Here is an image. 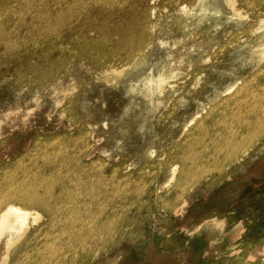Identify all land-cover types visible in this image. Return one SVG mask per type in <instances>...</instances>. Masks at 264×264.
Instances as JSON below:
<instances>
[{"label": "rangeland", "instance_id": "obj_1", "mask_svg": "<svg viewBox=\"0 0 264 264\" xmlns=\"http://www.w3.org/2000/svg\"><path fill=\"white\" fill-rule=\"evenodd\" d=\"M263 19L264 0H0V211L10 202L40 214L6 193L29 175L60 179L65 195L81 194V208L61 194L68 221L74 208L108 225V241L133 233L86 264H264ZM98 20L103 35L92 30ZM138 44L108 82L103 70ZM151 73L163 80L154 104L130 90ZM205 135L209 157L195 140ZM213 165L225 168L219 179L191 184ZM58 244L62 257L44 264H71Z\"/></svg>", "mask_w": 264, "mask_h": 264}, {"label": "bare ground", "instance_id": "obj_2", "mask_svg": "<svg viewBox=\"0 0 264 264\" xmlns=\"http://www.w3.org/2000/svg\"><path fill=\"white\" fill-rule=\"evenodd\" d=\"M175 8H177L178 11L180 12H185V6H182V4L180 5L178 4ZM98 14H101V13L98 12ZM103 22L104 20L100 22L98 20V22H95L94 25L90 23L92 30L103 35V28H99L101 26H98L99 24ZM130 34L131 32L128 31V33L126 34L121 33L119 35L121 39L119 45L122 47V51L124 52H125V49L127 48L126 43L130 41L129 39ZM151 44H152V40H149L147 46H145L144 49L142 48L143 51L146 50V48H148L149 45ZM96 45H97V48H101L102 42L100 43L99 41V43H96ZM140 46L141 45H139L136 48L137 51L131 54L128 53L129 59L126 62L118 63V66L116 67L110 66V68L103 70L104 74L108 76V79H109L108 82L115 79L116 77L117 78L121 77L124 74L123 71L129 64V61L132 62V60L137 56V53L140 51L138 50L140 49ZM135 61L136 60H134V62ZM131 65L132 63L130 64V66ZM130 66L128 68L132 67ZM151 75L152 73L146 74L141 80L137 81L135 84H132L130 86V90H134L136 89V87L140 86V92L142 93V95L145 98H147L151 104H154V102L152 101V96L158 90L160 84L163 83V80L160 77L154 78ZM211 123L212 121L210 120L209 125ZM253 124H257L256 127H259V126H261V128L263 127V123L257 120H253L252 125ZM244 131H245V126L243 124L241 126L235 127L236 135L238 134L240 135ZM211 137L212 136L208 137L206 135L202 137L195 136V140L198 141V143H200L203 140L205 141V142H201L200 145L203 146V148L201 149L207 153L208 157L210 156L209 154H211L212 152V147H211L212 138ZM241 138L242 137L238 138L237 140H232L231 143L227 147L231 145L233 149H236L238 146L241 145L240 144ZM253 151L254 153L261 152L259 149H254ZM260 154H263V153H260ZM171 158L173 159L174 155H169L168 159H171ZM178 158L180 161L184 162V159L181 155H179ZM230 162H232V160ZM184 163H186L187 165L186 167H188V170L192 168L190 164L187 163V161H185ZM207 167L208 166L199 168L201 172L199 173V175H195L194 177L195 179L191 184L200 182L202 179V175L208 174V173L209 174L217 173V177H216L217 179L218 174L220 176V173L221 172L224 173L223 171L225 169V168L223 169V167H217L216 165L210 166L208 168ZM24 174L29 175L26 173ZM29 176L25 177V179L18 184H12L10 190L6 193V198L9 201H19L23 205H27V206L29 204H33L41 212H39L37 209L36 210L40 214H38L37 212H33V211H27L21 207L10 204V202L5 204L6 206L0 211V259H2V261H3V258L1 257H3V255H5L4 260L7 262L8 257L11 254H13L14 256L20 255L22 257L21 258L19 256V259L17 260L19 264H44V262L42 261L48 255H50V257L51 256H59V258L62 257L61 256L62 253L60 252L62 245L58 244L60 242L61 244L62 243L64 244L63 246L67 244V246L71 249V252H69V256L64 257V259H66L67 262H70L71 264H86L87 262L93 261L94 263V261L96 260L98 261L100 259V256H103L105 258V256L107 255L106 252L109 251L108 247L111 245L110 240L111 242L113 241L111 245L112 247H114L113 243H115L116 241L117 242H119L120 240L124 241L123 239L125 236H123L122 233H118L117 236L116 235L112 236L110 240L108 241V225H105V224L100 225L98 224L99 222L97 221L99 218H95L94 215L92 216L91 214H87L83 211L81 213L80 210L78 209L75 210L74 208L82 207L81 203H79L80 199L79 201H77V199L79 198L81 194H76L77 196L75 197L70 196L72 195V193L65 195L66 192H69L68 191L69 188L68 190H65L67 189V187L64 186L66 185L64 181L60 182V184L63 185V187H60V184H59L60 179L55 181L53 178H51L49 181L46 180L47 182L39 181L38 179L36 181H30V180H33L34 178H31ZM73 178H76V177L74 176ZM73 178H71V180L75 182L76 187L78 189V187H80V184L77 183V180ZM212 183H215V182L213 181ZM212 183H211V186H212ZM184 184L187 185L188 181L184 180ZM189 185H187V188L189 187ZM0 186H6V185L0 184ZM60 188H62V191ZM61 194L69 198L67 202H71L72 204H74V208H72V210L75 211L76 214L69 221H68L69 214H70L69 211L71 209L69 206L66 207L67 209L63 207V205L65 204L67 205L68 203L63 199ZM88 194L84 195L85 200H87L86 195ZM3 195H4V192H3ZM91 195H88V196H91ZM92 197L93 196L88 197V200L93 199ZM86 202L87 201H85V203ZM168 205H169L168 207H170V203H168ZM168 207H166L167 210H168ZM169 210H170L169 212L175 216L176 215L178 216L181 214V213H178L180 209H178L175 206L170 207ZM88 213H93V212L90 211ZM131 221L132 219H130L128 222L132 223ZM35 223L38 228L33 229V226ZM56 225L58 228L60 227V229H57V231H55ZM129 235L130 234L127 235L128 238L129 237L131 238L133 236V235L132 236L131 235L129 236ZM43 236L45 237L46 241H43L44 240ZM136 237L135 239L134 237L132 239L136 241L137 240ZM31 240L36 242L37 245L40 244V247L36 252L30 246ZM91 241H93L92 244H91ZM39 242H42V243H39ZM108 242L110 244H108ZM119 243L118 245H120ZM97 244H99L98 247H97ZM64 248H67V247L65 246ZM12 251H15V252H12ZM100 251H101V254L98 256ZM67 252H68V249H67ZM72 256L74 258H78V261H75V259ZM14 260H16V258ZM35 260L36 262H34ZM13 262L16 263V261H13Z\"/></svg>", "mask_w": 264, "mask_h": 264}]
</instances>
